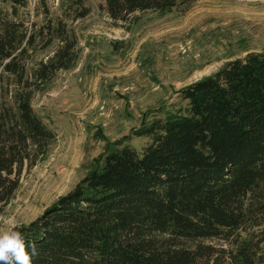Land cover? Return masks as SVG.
Masks as SVG:
<instances>
[{
  "label": "trees",
  "instance_id": "obj_1",
  "mask_svg": "<svg viewBox=\"0 0 264 264\" xmlns=\"http://www.w3.org/2000/svg\"><path fill=\"white\" fill-rule=\"evenodd\" d=\"M73 20L90 9L77 0ZM199 0H105L115 22L185 12ZM0 218L25 169L42 162L55 133L32 101L79 61L66 21L31 32L16 21L28 0H0ZM47 30V31H45ZM41 36V37H40ZM53 56L28 68L35 44ZM184 108L134 131L141 152L118 141L85 176L21 231L33 264H264V51L226 63L185 87Z\"/></svg>",
  "mask_w": 264,
  "mask_h": 264
},
{
  "label": "rangeland",
  "instance_id": "obj_2",
  "mask_svg": "<svg viewBox=\"0 0 264 264\" xmlns=\"http://www.w3.org/2000/svg\"><path fill=\"white\" fill-rule=\"evenodd\" d=\"M77 0H28L13 19L31 32L68 22L80 58L32 101L56 140L46 158L25 169L0 218V231L30 224L91 171L118 141L139 152L149 143L134 131L186 106L181 91L226 63L264 51V0H199L185 12H146L115 22L105 0H84L90 14L73 20ZM0 11L11 13L10 4ZM47 31V30H45ZM41 37V36H40ZM35 44L28 68L53 56L55 41Z\"/></svg>",
  "mask_w": 264,
  "mask_h": 264
},
{
  "label": "clouds",
  "instance_id": "obj_3",
  "mask_svg": "<svg viewBox=\"0 0 264 264\" xmlns=\"http://www.w3.org/2000/svg\"><path fill=\"white\" fill-rule=\"evenodd\" d=\"M39 254L36 245L26 242L21 231H0V264H33Z\"/></svg>",
  "mask_w": 264,
  "mask_h": 264
}]
</instances>
